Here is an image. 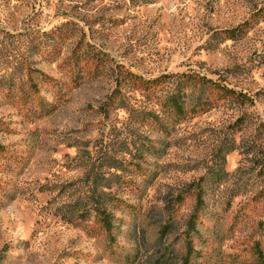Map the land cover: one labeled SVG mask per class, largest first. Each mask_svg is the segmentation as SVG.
Masks as SVG:
<instances>
[{
  "label": "rangeland",
  "instance_id": "rangeland-1",
  "mask_svg": "<svg viewBox=\"0 0 264 264\" xmlns=\"http://www.w3.org/2000/svg\"><path fill=\"white\" fill-rule=\"evenodd\" d=\"M245 22L244 36L225 39L223 30ZM97 57L106 60L98 67ZM120 65L145 78L221 77L254 101L215 107L166 138L137 120L159 107L118 87ZM41 98L50 113L39 112ZM159 139L161 157H135L141 143L163 147ZM0 145V264H151L181 239L198 192L207 242L197 243L206 258L196 264H257L264 0H0ZM96 196L121 220L113 245L94 215L71 221ZM167 222L176 231L162 238Z\"/></svg>",
  "mask_w": 264,
  "mask_h": 264
},
{
  "label": "trees",
  "instance_id": "trees-1",
  "mask_svg": "<svg viewBox=\"0 0 264 264\" xmlns=\"http://www.w3.org/2000/svg\"><path fill=\"white\" fill-rule=\"evenodd\" d=\"M248 24L249 23L245 22L237 27L223 30L222 32L225 39L235 40L241 38L246 33ZM92 56L95 55L92 54ZM96 61L98 67L102 61L104 63L106 60L97 57ZM117 72L121 78L118 82V87H129L138 91L146 100L156 101L159 107L158 111L153 109L139 111L137 120L142 124L152 125L161 136L166 138L170 137L176 126L183 123L185 120L204 114L215 107L226 103L246 105L254 101L246 92L230 86V84L221 77L212 79L193 71L182 72L180 74H161L157 77L145 78L120 65L118 66ZM40 75L42 81H52L49 76L42 73H40ZM32 87L35 89V94H37L38 90L36 83H32ZM57 88L58 86L56 85L54 89L57 94H60V89ZM56 93L55 95L57 96ZM119 99L118 102L125 106L124 103H126V98ZM21 100L25 105L28 102L27 96L21 97ZM113 101L115 102V100ZM37 107L41 113H50V111L55 108L54 105L46 102L42 98L39 99ZM243 121L242 117L236 120L235 125H238L237 131L242 130ZM156 142L162 144L163 147H159L152 142L148 144L141 143L135 153V157L140 159H145L147 156L161 157L166 148V145H164L165 141L159 139ZM4 151L5 147L0 145V158H3ZM12 159H15V157ZM219 177L220 176L217 174V176L215 175L213 178L219 180ZM202 197V193L198 192V207L186 223L185 228L178 235L181 239L179 241L169 242L157 249L151 264H196L197 259L206 256L201 249L197 248L198 245L204 246L207 242L206 238L197 227L199 211L203 205ZM93 199V208L84 207L82 210L72 215L71 221L75 222L77 219H80L82 222H86L94 215L97 223L105 231L107 243L113 245L117 242L115 230L120 229L121 226L117 224V221L120 222L121 220H117L113 212L103 205L99 196ZM173 227L171 222L163 224L159 228L160 237L169 238L174 234V231H176ZM255 249L256 263L264 264V252L260 248ZM125 257L126 261H132L129 255ZM135 258L136 256L134 259Z\"/></svg>",
  "mask_w": 264,
  "mask_h": 264
}]
</instances>
